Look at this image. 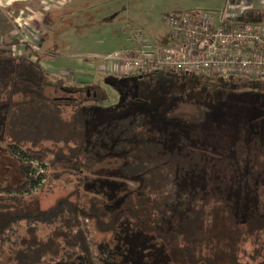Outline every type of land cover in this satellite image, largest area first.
<instances>
[{
    "label": "rangeland",
    "instance_id": "374dc122",
    "mask_svg": "<svg viewBox=\"0 0 264 264\" xmlns=\"http://www.w3.org/2000/svg\"><path fill=\"white\" fill-rule=\"evenodd\" d=\"M13 1H17L13 2L15 5L6 9L0 16V28H3L4 22L13 25L9 32L13 46L19 45L18 47L22 49L20 53L27 54L26 56L32 55V59L39 58L46 72L55 69L58 58L64 59L65 62L75 58L78 49L79 52L81 49L86 50L83 47L90 41H92L91 48L99 45L96 49L99 54L108 52L109 48L121 49V34L124 32L139 31L151 41L164 38L172 40L167 26L162 21L164 15L171 12L172 9L168 5L172 1L185 3L179 9L208 10L214 12L217 17L226 10L224 8L227 2V0H75L71 6L63 7L64 4L60 2L63 0H44V2L35 0L36 2L31 4L35 6L33 10L35 15L32 13L31 17L30 0ZM18 1H25L20 9L17 3L21 2ZM65 1L67 4L70 3V0ZM250 4L253 7L264 8V0H257L255 3L246 1V4L233 7L231 11H238L245 6L248 8ZM29 21L38 24L37 29L31 31V38L25 32ZM249 22L258 24L254 20ZM117 35H120V39ZM3 40L0 36V45ZM45 40L48 45L56 48V55L52 58L56 59L53 67L42 59L47 51L44 50L46 45L42 44ZM62 41L66 44L61 45ZM108 43L109 46H107ZM121 46H124V43H121ZM75 49L76 51H73ZM118 53L120 51L108 56L106 53V57L98 61L110 63L112 59L109 57ZM109 74H113L109 77V83L106 84L108 78L105 79L104 84L101 83L109 98L92 108L91 118L87 124V138H85L88 143L93 133L103 125H109L114 120L135 113L149 114L151 121L161 125L164 131L161 132L169 136L168 150L184 154L189 164L192 163V158L188 154L200 156L204 166L203 188L207 187L208 182L214 185L224 179L235 180L237 184L233 188L234 191L224 193V197L220 199L221 202L240 206L241 212L235 208L231 209L236 216L250 217L256 212H260L259 215H261V210L264 208L262 204L264 202V154L261 148L255 149L257 150L255 161L258 159V162L254 168L251 161L254 150L247 149V145L254 143L264 146V77L251 78L246 74L231 72L179 74L162 69L135 73L136 76L132 79H130L132 76L127 78L120 76L115 69ZM66 75L65 78L71 79L70 75ZM91 91L93 93V90ZM77 97L85 99L86 102L94 100L83 94ZM19 109H23L21 113H18ZM44 109L30 106L26 102L15 101L5 104L0 101V183L6 180L12 185L22 183L23 177L16 158L22 157V163L29 166L30 172L33 169H39L36 162L45 165L40 179L43 181L41 187L37 191L30 190L32 186L30 183L27 190L22 192L23 195H28L31 201L26 204V207L24 206L25 209L21 211L10 205L9 208L2 207L3 211L20 215L24 218L23 220L27 216L29 218L41 216L42 219L59 211L62 204L72 207L79 200L89 203V199L94 198L98 201L103 194L110 197H116L118 194L119 203L140 199L136 197L134 191L131 192L140 189L138 181L123 180L121 177L108 174L111 169H115V163L106 161L98 164L96 168L98 173L86 174L85 183L79 191L73 189L80 180L73 174L74 171L70 165L55 166L52 173L58 171L60 177L59 179L54 176L50 178V164L47 161H31L32 158L24 155L22 150V153L12 155L17 148L8 147V144L18 141L24 149H46L52 154L61 152L60 155H69L73 151L78 155L81 150H85L82 147V140L74 139L68 132L67 124L71 122L73 110L67 108L63 113H53L52 119H45L46 110L44 112ZM201 110H203V121L197 125L188 124L187 117L200 113ZM7 121H11L13 127L6 125ZM39 175L35 172L30 175L32 178L29 177L34 183ZM244 177L247 178L244 180ZM241 178L242 180L238 182ZM50 185L54 188H49ZM172 187L173 184H171ZM81 192L83 195L79 198ZM259 202L261 204L256 206ZM92 207L95 211V204ZM228 215L229 218L223 217L224 213L218 214L224 228L234 224L237 232L242 230L246 232V235H254L256 229L264 228L263 224H260V219L252 218L247 224L241 225V222L233 219L230 212ZM18 224L21 227L24 226L22 222L16 223L14 227ZM37 227L42 230V232L39 231L40 235L49 233L48 229H51L48 226L49 228L43 230V226L39 224ZM95 230L93 228L92 232ZM94 234L96 235L95 232ZM261 237L264 238V233ZM122 239L125 258L131 264H188L185 258L181 259L178 256L179 245L172 243L173 240L169 242L155 238L152 240L150 236L140 232L124 233ZM237 239L236 236L234 250L227 244L222 245L221 250L215 252L218 257H215L209 254L212 244L210 237V242L206 240L207 250L202 248L201 251H195L196 259L195 261L192 259L190 264H264V253L259 251V259L253 260L252 248H244L245 242L238 243Z\"/></svg>",
    "mask_w": 264,
    "mask_h": 264
},
{
    "label": "trees",
    "instance_id": "16d2710c",
    "mask_svg": "<svg viewBox=\"0 0 264 264\" xmlns=\"http://www.w3.org/2000/svg\"><path fill=\"white\" fill-rule=\"evenodd\" d=\"M236 1L246 4L250 0L233 2ZM247 11L242 16L246 17ZM242 23L252 24L246 21ZM80 94L92 97L94 103L85 105L86 100L77 97ZM108 98L96 86L88 91L86 87L67 84L63 78H52L40 64L39 58L32 59V55L13 56L0 50V101L5 104L26 102L30 106L45 108V119L54 118L53 113H63L67 108H58L61 103L69 105L73 111L71 122L67 124L68 132L74 139H81L82 147L85 148L78 155L73 151L69 155H60L61 152L52 154L46 149H24L18 141L8 144V147L19 149L12 155L23 152L31 160L47 161L50 164V178L60 177L58 171L52 173L55 166L70 165L73 174L80 180L74 190L80 191L86 180L85 175H96L98 164L106 161L115 163V169L108 172L110 176L138 181L140 188L129 190L140 197L138 201L119 203L118 194L116 197L103 194V200L93 198L89 199V203L79 200L72 207L62 204L59 211L49 214L47 218L27 216L23 220L20 215L2 210V207L9 208L10 205L24 210L31 201L22 192L27 190L28 184H36L30 179L29 166L22 163L23 158H16L23 177L22 183L12 185L8 180L0 183V264H131L125 258L122 236L134 232L145 233L152 240H173L172 243L179 245L178 256L185 258L188 264L192 259L195 261V251H201L202 248L207 250L206 240L210 242V237L212 244L209 254L215 257H218L215 252L221 250L222 245L227 244L234 250L237 236L238 243L245 242L244 248H252V259H259L258 252L264 253V238L261 237L264 228L256 229L254 235H246L242 230L237 232L234 224L229 228L222 227L218 214L224 213L223 217L229 218L230 212L241 225L247 224L252 218L260 219V224L264 226V208L261 215L260 212L250 217L233 214L231 209L241 212L240 206L221 202L220 199L224 193L233 192L237 182L224 179L214 185L208 182L207 187L203 188L204 166L200 156L188 154L192 158L189 164L184 154L168 150L169 136L161 132V125L151 121L149 114L135 113L114 120L97 129L90 143L85 140L92 108ZM82 107H88L85 118L75 110ZM22 110L19 109L18 113ZM202 114L203 110L188 116L186 121L190 125L200 124L203 121ZM6 125L13 127L11 121H7ZM258 148L264 154L261 144L247 145V149L254 150L251 156L253 166L258 162V159L255 161V149ZM49 188L54 186L50 185ZM260 204L256 203V206ZM22 222L23 227L19 224L14 227L16 223ZM38 224L43 226V230L51 227L49 233L40 235L39 231L42 230L37 227ZM93 228L96 229V235L92 232ZM239 237H243V240ZM197 257L200 258L199 255Z\"/></svg>",
    "mask_w": 264,
    "mask_h": 264
},
{
    "label": "built area",
    "instance_id": "2783aa9c",
    "mask_svg": "<svg viewBox=\"0 0 264 264\" xmlns=\"http://www.w3.org/2000/svg\"><path fill=\"white\" fill-rule=\"evenodd\" d=\"M240 6L242 3L238 1L231 8ZM226 13L218 21L208 10L168 12L163 17L172 39L168 46L156 45L138 31L137 47L125 49L109 58L118 66L115 68L117 74L125 78L155 69L179 74L231 72L251 78L264 77V25H234L228 22ZM36 163L39 169L30 172V175L40 174L36 184L30 187L34 191L42 185L40 179L45 166Z\"/></svg>",
    "mask_w": 264,
    "mask_h": 264
},
{
    "label": "crops",
    "instance_id": "0c3cea01",
    "mask_svg": "<svg viewBox=\"0 0 264 264\" xmlns=\"http://www.w3.org/2000/svg\"><path fill=\"white\" fill-rule=\"evenodd\" d=\"M251 1H253V3H255L257 0H250L249 3H251ZM13 2H17V1L0 0V16H1V14H3V12L6 11V9H9V8H11L12 5H15ZM18 2H21V3H17L18 8L20 9V7H22V5H24L25 1H18ZM34 2H36V1L35 0H30L29 4L30 5L34 4ZM43 2H44V0H43ZM60 2L62 4H64V5H62L63 7H66V6H71L72 2H75V0H70V3H68V4L66 3L65 0L60 1ZM236 2H231V1L227 0V2L225 4V8L224 9H226V10H223L222 13H224V12L226 13L227 12L226 14L228 15V22L231 21L234 25H236V23H242L243 21L249 22L251 20H254L258 24L252 23L253 25H259V26L260 25H264L263 24L264 23V8L263 7H259V6L253 7V6H251V4H250V7H248V8H246V6H245V8L248 10L247 11L248 14L245 17V16H242L243 13H245L244 11H246L245 8L240 9L238 11H230V8L228 6H233V4H235ZM184 4L185 3L183 1L182 2L172 1L168 5V7H170L172 9L170 11H177ZM34 8H35L34 5H31V8H29L30 9L29 12L32 11L31 12V17H32L33 14L35 15V11L33 12ZM187 9H194V8H186V9H183V10H187ZM179 10H182V9H179ZM215 17H216V20L219 21L222 18V14L219 17H217V16H215ZM259 23H261V24H259ZM12 27H13V25H11L10 23L6 24L4 22L3 23V28H0V36L4 39L3 43L0 45V50L6 51V52H8V53H10L12 55H18V56L19 55H25L26 56L27 54L20 53L22 49L20 47H18L19 45L13 46V41H11L12 39L9 36V32L12 30ZM37 27H38L37 22L29 21V26L27 28H25V32H26V34L28 35L29 38L32 37L31 31H33L34 29H37ZM117 36L120 39V35H117ZM121 36H122L121 42H120V47H122L121 49H123V50L132 49L133 47H137L138 46V41L139 40L136 37L137 36V32L136 31H133V33L124 32L123 34H121ZM123 36H124L125 39L123 38ZM144 36L147 37L145 34H144ZM151 42H153L154 44L159 45V46H168L170 44V40H167V39L165 40V38L161 39V40H159V39L158 40H152ZM121 43H124V46H121ZM42 44H43V46L46 45L44 50H47L46 54L43 56L42 59H44L43 60L44 62H48L53 67L54 63L56 62V59H52V58H54L55 55H56V48L53 45L52 46L48 45L46 43V40H45V43H42ZM60 44L61 45L62 44L65 45L66 43L64 41H62V42H60ZM91 44H92V41H90L89 44L84 45L83 48L86 49V50H82L81 49V51L79 52V49H78V51H77L78 54H76L75 58L69 59L68 62H65L64 59H62V58L61 59L58 58L59 61L55 65V69L52 70L50 68L51 70L49 72L48 71L47 72L51 75L52 78H55L56 76H58V78L65 79L67 81V84L76 85V86H79V87H86L88 91H90V89L93 86H96L101 92H105L106 95L108 96V93H107L106 89L102 85L104 84V81H105L106 78H108L106 84L109 83V77L111 75H113V74L110 75L109 73L113 72V70L116 67L118 68V66L115 65L112 62L103 63L104 61L99 62L98 60L101 59L102 57H106V53H108L107 54V56H108L109 54H112V53H116V52H119V51L121 52V49L118 48V47L117 48H112V49L109 48L108 52L99 54L96 51V49L98 48L99 45L96 46V47L91 48ZM97 44H101V43H97ZM107 46H109V43H108ZM73 51H76V49L73 50ZM47 54H49V55L46 56ZM51 59H52V61H51ZM137 73H139V72H137ZM66 74L70 75L71 79L68 80L67 78H65V76H67ZM136 74L133 75L130 79L135 77ZM93 78L95 79L94 81L92 80ZM101 83H103V84H101ZM103 89H105V90L103 91ZM84 104L85 105L92 104V102H84ZM58 108H61V109H63V108L70 109L71 108L72 109V107H70L69 105H67L65 103H61ZM75 110H76V112L80 113L82 118H85L86 112H87V107L76 108ZM69 134H71V133L69 132Z\"/></svg>",
    "mask_w": 264,
    "mask_h": 264
}]
</instances>
